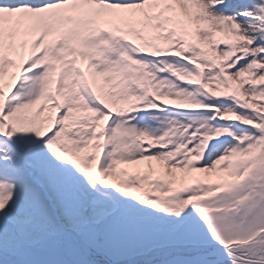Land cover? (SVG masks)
Listing matches in <instances>:
<instances>
[{"label":"snow or ice","instance_id":"6c2138e0","mask_svg":"<svg viewBox=\"0 0 264 264\" xmlns=\"http://www.w3.org/2000/svg\"><path fill=\"white\" fill-rule=\"evenodd\" d=\"M0 264H264V0H0Z\"/></svg>","mask_w":264,"mask_h":264}]
</instances>
